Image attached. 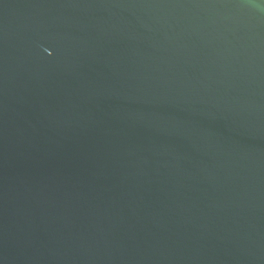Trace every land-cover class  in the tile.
<instances>
[{
  "label": "water",
  "instance_id": "obj_1",
  "mask_svg": "<svg viewBox=\"0 0 264 264\" xmlns=\"http://www.w3.org/2000/svg\"><path fill=\"white\" fill-rule=\"evenodd\" d=\"M0 264H264V0H0Z\"/></svg>",
  "mask_w": 264,
  "mask_h": 264
}]
</instances>
